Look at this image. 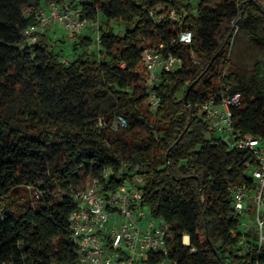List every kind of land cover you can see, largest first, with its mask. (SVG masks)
Returning a JSON list of instances; mask_svg holds the SVG:
<instances>
[{"label": "trees", "instance_id": "1", "mask_svg": "<svg viewBox=\"0 0 264 264\" xmlns=\"http://www.w3.org/2000/svg\"><path fill=\"white\" fill-rule=\"evenodd\" d=\"M49 3L98 20L100 43L89 33L75 36L85 43L72 46L70 61L54 49L46 30L28 45L23 33L37 25L30 11ZM159 7L185 13L183 22L153 24L149 12ZM224 18L237 27L242 22L258 42L264 5L0 0V264H77L70 240L72 196L105 170L112 173V188L141 176L143 205L168 226L167 254L148 255V264H264V246L258 249L252 231L245 247L230 235L239 225L230 189L252 185L245 167L251 156L231 150L196 111L206 101L239 95L234 133L264 144V76L254 70L236 80L230 72L226 49L234 28L219 46L212 36ZM112 22L122 25L121 35ZM183 29L192 33L190 45L176 43ZM140 43L163 44L181 68L162 72L158 85L149 87ZM149 92L160 100L155 111L145 108ZM116 116L125 119V130L111 129ZM51 154L54 159H47ZM21 187L35 190L34 206L20 204Z\"/></svg>", "mask_w": 264, "mask_h": 264}, {"label": "built area", "instance_id": "2", "mask_svg": "<svg viewBox=\"0 0 264 264\" xmlns=\"http://www.w3.org/2000/svg\"><path fill=\"white\" fill-rule=\"evenodd\" d=\"M30 13H33L37 25L23 33L28 45L37 42L41 31L56 25L73 36L89 33L96 45L100 43L98 20L80 18L76 12L64 10L55 3ZM184 14L159 7L149 12V18L153 24L165 21L181 24ZM176 43L190 45L192 33L187 29L181 30ZM138 48L142 51L149 87L158 85L162 72L173 73L181 68L182 61L168 53L163 44L140 43ZM145 104L155 111L160 100L154 92H149ZM239 104L240 97L235 95L219 102L201 103L196 111L210 132L228 137L231 150L246 151L251 156L245 167L252 185L243 184L230 189L234 215L239 220L237 229L231 230L230 235L240 238L239 246L245 247L247 234L252 231L260 250L264 246V144L234 133L232 109ZM126 128L125 119L116 116L111 129L122 131ZM111 174L110 170H105L100 178L89 180L85 189L72 196L74 209L69 215L70 240L77 249V264H148V255L165 256L168 252V226L164 220L153 218L143 205L144 179L134 175L112 188Z\"/></svg>", "mask_w": 264, "mask_h": 264}, {"label": "rangeland", "instance_id": "3", "mask_svg": "<svg viewBox=\"0 0 264 264\" xmlns=\"http://www.w3.org/2000/svg\"><path fill=\"white\" fill-rule=\"evenodd\" d=\"M189 1L192 5H196L199 0ZM258 1L261 3V5H264V0ZM111 25L118 35L123 33L124 28L122 25H119L116 22H112ZM237 25L239 29L237 32H235L236 28H238L235 24V21L233 19L224 18L220 22L219 29L212 35L216 45L219 46L227 39L230 30L234 28L233 35L230 38L228 47L226 49V54L233 63V67L230 69V72L236 75V80L248 79V77L251 75V72L254 70L258 74V77L264 76V46L258 43H264V22L260 23L256 28V39L258 42H254L250 38V35L243 28L242 22H239ZM52 27L53 26L49 27L47 30H51ZM58 35H60V33ZM49 39L53 44L54 49L61 54L62 59L70 61L75 58L72 51L73 48L70 44H66L67 42H62L58 39ZM77 40H83L85 43L83 36L78 37ZM236 80L232 81L233 85L236 84ZM145 108L147 109L148 107L146 106ZM226 139H228L227 136ZM53 157L54 155L51 154L47 159L52 160L54 159ZM17 193L20 196V204L23 207L26 208L28 206L35 205L37 197L33 188L21 187L17 189ZM252 213L253 208L251 210V214Z\"/></svg>", "mask_w": 264, "mask_h": 264}, {"label": "crops", "instance_id": "4", "mask_svg": "<svg viewBox=\"0 0 264 264\" xmlns=\"http://www.w3.org/2000/svg\"><path fill=\"white\" fill-rule=\"evenodd\" d=\"M48 29V28H47ZM46 30V34L48 36V38H51V39H58V40H61L62 42H67L66 44H70L71 46H73L74 44H77L79 41L77 40V37H73V36H70L69 34H67L65 31H63V29L60 27V26H53L51 28V30L49 29V31ZM60 33V35H58ZM188 238V237H187ZM189 241V240H188Z\"/></svg>", "mask_w": 264, "mask_h": 264}, {"label": "bare ground", "instance_id": "5", "mask_svg": "<svg viewBox=\"0 0 264 264\" xmlns=\"http://www.w3.org/2000/svg\"><path fill=\"white\" fill-rule=\"evenodd\" d=\"M183 243H184V244H187V243H188V238H187V236H184V237H183Z\"/></svg>", "mask_w": 264, "mask_h": 264}]
</instances>
